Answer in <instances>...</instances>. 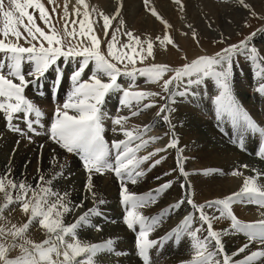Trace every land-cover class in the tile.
<instances>
[{
    "label": "snow or ice",
    "instance_id": "snow-or-ice-1",
    "mask_svg": "<svg viewBox=\"0 0 264 264\" xmlns=\"http://www.w3.org/2000/svg\"><path fill=\"white\" fill-rule=\"evenodd\" d=\"M52 2V0H49ZM149 0H144L147 5ZM179 2V0H177ZM245 8L249 5L245 0H238ZM77 5H82L84 11L81 13L78 7L73 11L77 17H81L79 21L73 20L72 24H79V32L73 28L69 36H79L84 39L78 40L76 44L71 41L65 44L58 36L57 30L53 29L48 34L35 23L34 12L29 9L38 11L39 19L45 24H50V17L46 12L45 5L41 0H0V110L3 111L11 130L20 133L22 136L27 135L19 124H12L14 114L23 113V122L27 125L29 132L36 135L37 132L33 124L40 125V117L42 112L36 108L33 103L25 96V91L29 86H36L38 81L45 74L56 66V80L54 82V92L59 90L61 78L63 76V68L58 65V61L63 59V63L67 65L69 62L73 64V71L70 76L71 91L67 94L62 107H57L54 117L48 129L49 138L58 144L68 153H75L82 162L84 169L88 173V181L86 189L91 192L92 173H101L104 170L113 171L120 180V197L121 204L126 206L127 210L123 216V223L129 230L139 231L136 236V248L139 256L144 260V264H149V249L163 242L164 237L158 240H150L149 233L154 230L156 222L149 223V218L134 211L138 207H143L147 203H155L159 193L171 186V181L160 185L155 190V195L149 194L148 197L137 195L129 191L128 183L135 185L138 179L145 175V171L141 169V164L151 160L158 152L167 151L169 148H176L178 139L174 132L172 139L164 148H158L154 152H150L143 157H137L136 153L145 148L151 141L143 139V132L124 130L122 121L125 117L112 118L114 125H121L126 140L113 141L111 148L115 149L114 159L109 160L110 148L103 136V120L108 118V114L104 112L103 106L106 99L113 92L120 91L122 96L119 100L118 110L120 106L131 109L133 102L137 111L132 115H137L140 110L151 108L153 103L143 104L147 98L159 96L165 103L159 108L157 116L164 113L161 117L162 121L170 124V113L172 105L168 102L175 95L185 96L189 94L192 86H203L206 80L211 78L215 81L216 87L219 89L218 94L214 97L216 105V118L221 120L227 118L231 121L233 127H239L245 130L259 132L264 136V128H259L251 120L249 115L243 111L241 106L236 102L231 89V74L234 56L241 50L256 53V49H249V42L255 35H249L239 44L229 45L215 55H202L193 59L189 63H185L183 67L170 69L167 65L151 64L144 67H136V57H139L141 63L153 55L152 43L147 44L146 50L141 46L137 51L134 45H139V38H135L134 44L129 43L121 45V48H128L131 54L120 50L114 51L117 42V29L112 34V41L108 43V55L105 56L100 50V42L94 33L95 21H90L89 5L85 0H76ZM55 11V9H53ZM152 14L157 15L155 9ZM68 5H64L65 26H67ZM25 18L27 23H25ZM103 24L100 26L107 35L110 27V17L103 15ZM121 23H123L121 21ZM21 27L23 31H21ZM128 40L133 42V36L127 33ZM24 39L30 46H22L18 42ZM165 40L171 43V40L165 36ZM46 41L47 46L40 42L39 47L33 41ZM143 53V55H141ZM258 55V54H257ZM108 57H111L109 59ZM79 58V60H78ZM253 60L256 56L252 57ZM115 61V62H113ZM79 63L78 67L75 65ZM261 64H264V57L260 58ZM29 63L32 70L26 74L22 71V64ZM93 63L94 68L87 80L82 79L85 70L89 64ZM118 64H123L121 68ZM128 65H132L131 68ZM7 67L8 71L3 70ZM174 72V75L168 79H164L165 73ZM126 77L130 81L127 89L118 83V78ZM256 76L262 77L258 84V93L264 94V67H261ZM28 77V78H26ZM103 77H107L105 81ZM146 78L147 82L159 83L162 93H153L145 91H132L136 85L138 78ZM30 78V79H29ZM14 81H18L14 82ZM175 82V89H170V85ZM40 95H44L43 85H40ZM182 89V90H180ZM174 103V100H173ZM34 113L36 120L29 119V114ZM71 113V114H70ZM19 119V117H17ZM42 126V125H41ZM115 132L116 129L113 128ZM31 140V137H28ZM157 139L153 137L152 140ZM133 141H139L135 146ZM243 148V140L240 143ZM182 150L177 153V165L179 171L185 177L188 175L183 170ZM264 158V147L257 153ZM161 159L154 161L151 167H155L161 163ZM177 169H172L176 171ZM215 170H205L204 174H212ZM11 170L0 178V193H3L4 208L15 202H22L21 207L23 213L27 216V222L20 226L12 225L11 228H0V264H94L93 258L102 250L112 251L113 241L108 240L104 243H86L78 236V229L88 225L90 217L93 215H102L96 207L90 208L71 223L64 222V216L68 213H74L76 208L83 206V200L77 205H72L66 199L67 193L54 191L52 184L56 179V175H52L50 179L41 176L37 181L36 188L23 181L17 183L14 179L8 178ZM234 175H243L239 172H233ZM169 175V173H165ZM264 177V173L244 178L243 185L239 191L232 193L223 199L209 201L206 204L197 205L190 195L186 197L188 206L198 213L199 226L193 228V214L186 215L177 229L172 234L179 237L182 233H186L193 241L192 247L195 249V258L191 264H264V219L254 222L245 223L240 221L231 211V205L234 202L245 198L243 202L253 203L264 208V186L258 185V180ZM160 177H157L159 179ZM6 181V182H5ZM181 188L184 185L181 184ZM31 190L32 195L28 193ZM17 194L15 198L12 192ZM95 201V193L92 194ZM182 198L179 202L172 205L168 210V215L178 210L184 203ZM104 201L100 200L99 204ZM205 209L212 210L209 213ZM0 208V213L3 212ZM219 211L220 215L215 213ZM264 216V213H261ZM227 216L231 220V230L237 233H243L247 237V242L237 248L234 252L228 253L222 242L221 231L214 230L213 221L219 220ZM38 222L47 234L41 242H34L25 237L30 226ZM204 225H207L206 229ZM99 229V226H95ZM207 235L201 237V233ZM254 244L259 247L249 252V248ZM19 249L16 255H11L13 250ZM237 257H241L237 259Z\"/></svg>",
    "mask_w": 264,
    "mask_h": 264
},
{
    "label": "bare ground",
    "instance_id": "bare-ground-1",
    "mask_svg": "<svg viewBox=\"0 0 264 264\" xmlns=\"http://www.w3.org/2000/svg\"><path fill=\"white\" fill-rule=\"evenodd\" d=\"M66 2L68 5L67 26H65V19L63 18L64 5ZM85 2L89 5V20L96 22L94 24V33L100 42V50L102 54L107 56L106 52L103 49V44L106 40L103 37L105 33L102 28H100V26L103 24V14L108 15L111 20L108 31H116L117 29H119V32H121V34L125 36L128 43L134 44L135 38H139L141 42L139 45L143 44V46L145 47H147L148 43H152L154 53L153 57H155L156 61L152 62L151 64L163 63L162 65H168L169 67L171 65V60H174L176 58L185 59L186 63H189L191 61L189 59L190 53L188 54L186 46L187 44H191L190 42L192 39L196 40L201 47L202 36H206L210 39H216V37H222V39H230L238 30H241L245 27L246 19L253 12H258L260 15H264V0H245V3L249 5L248 8L243 7L238 2V0H179V2H177V0H149L147 5L144 3V0H85ZM41 3L45 5L46 12L50 17V24H45L43 21H41L39 19L38 11H34L33 9H31L30 12H34L35 23L37 26L41 27L50 34L53 29L57 30V32H60L61 35H65L72 44H76L78 40L84 39L83 37H79L78 35L75 37L67 35V33H71L73 31V28L76 29L77 33L79 32V24L77 23L76 25H73L72 21H79L80 19H82V16L77 17L73 9L78 7L82 13L84 11L82 5H77L76 0H52V2H49V0H43ZM153 8L155 9L157 15L152 14ZM53 9H55V11H53ZM121 21L123 23H121ZM159 21L161 23H159ZM25 23H27L26 18ZM129 32L134 38L133 42H130L128 40L127 33ZM254 33L255 35L249 42V49H259L258 51L256 50L258 55L257 53H251L246 50H241L237 55L234 56L231 75L233 76L234 84H236L237 86L235 85V88L232 87L231 89L236 102L241 106L242 109L245 108L249 112V114L252 115V120L255 122L263 120L264 123V94L258 93V91H255L254 94H247L246 92L244 93L240 90L241 87H238L243 86L241 82H236H246L247 85L250 86L249 88L254 90L257 87V85L252 80L258 78V76H256V72H258L262 67V64L260 62V54L262 52V54L264 55V50H261L260 46L256 44H262V42H264V23H262V25L258 27ZM250 35H252V33ZM165 36H167L171 40V43H169L168 40L164 39ZM63 39L64 36L62 40ZM123 40L121 39V44L123 43ZM63 41L65 42V39ZM160 49L163 50L164 59L160 58V61L158 62V55L160 56L161 53ZM262 49H264V46ZM204 51L207 50L204 49ZM192 52L193 55L191 56H194V59L198 58L199 56L205 55L200 51H197V53H195L196 50ZM245 52H248L249 54L243 56ZM253 56H256L255 60L252 59ZM136 63H139L138 60H136ZM141 65V63L140 65L137 64L136 67H144V65ZM93 68L94 64L92 63L85 70L83 78H89ZM64 70L65 75H63V78L65 80V83L71 85L70 76L72 72L69 68H66V65L64 66ZM49 71H51V69ZM49 79L50 78L43 77L38 81V84L36 86L30 87L40 88V85H43L44 83L49 81ZM103 79L106 81L107 77H103ZM54 82L52 84V88H54ZM118 82L124 84L126 88H128L130 83L128 78L123 76L118 78ZM146 83L148 82H143L141 86L138 87V89L142 87V89H146L144 90L145 92H151L149 89L152 87V83ZM135 88H137L136 85L131 90L135 91ZM71 90L72 89H64L65 96H67V94ZM197 95L201 97L200 101H198V98H196L195 103H199L200 105H198L197 108L185 103L171 104L172 111L170 113V126L172 127V129L170 130H173L172 132H175L176 135H180L181 137H188L185 141L180 142V147L193 151L190 158L191 160L195 159L197 168H199L198 170H201L202 174L205 173V170H215L212 174H204L203 176L196 178L199 187L201 189L203 187L204 188L202 190H200L199 188L197 189L198 184H196L197 190L195 192V198L198 200L199 204H206L209 201L226 198L232 193L239 191L243 185L245 177L255 176L257 172L264 173V158H261L257 154L262 148L256 145V142H258V137H251V133L245 131V129H243V133L238 132L239 130H237V127H233L231 121L227 118L218 121L216 118L215 103L209 99V103L207 104V99L202 96V92H199ZM159 99L161 98L159 97ZM154 100H157V96L154 98ZM131 109L133 110V112L137 110L135 104H133V107ZM139 112H141V110ZM146 117V120L155 118L153 113L147 114ZM160 124L162 125L163 122L160 121ZM5 128L7 127H4V129ZM257 135L259 136V134ZM8 138H10L11 141L12 138H14L16 141H19L18 144L15 141H12L16 145H25L21 148L22 150H24L22 152L20 151V159L22 161H24L23 158L26 152H33V154H35V159H39L41 161H38L39 163H41V167L39 170V179L42 175L45 176V179H50V177L54 174L57 176L56 179L59 178L58 180L55 179L59 183L57 182L56 185H52L54 191H58L60 193H62V191H65L68 187L67 184H69V182L72 181L73 176H75L73 175L72 177L68 178V174L66 175L63 173H72L77 169L80 170L79 167H83L82 162L76 160L72 156L68 161L63 162L62 158L65 156V152L59 150L57 147L55 148V146L48 143L46 139H34L32 140V142H27L26 140H24L25 137H21L19 134H15V136L10 134ZM241 139L243 140V148H241L240 146ZM41 143H44V147L42 149L40 147ZM109 144L111 146V143ZM7 147H5L4 150H8V152H10L12 148L8 149L9 147ZM147 153L148 152H138V154H136L139 158L147 155ZM17 154L19 153L17 152ZM157 154L155 156H157ZM111 156L112 153L110 150L109 158H111ZM155 156L151 160L144 162L145 166L143 167V169L147 170L148 174L143 176V178H140L135 185H132L130 182L128 183L130 192L137 195H142V193L146 191L153 190L155 192L156 189L154 188L156 187V185H163L168 181L172 182L170 186L171 188L168 190L169 192L164 198H158V202H155L157 204L152 206L153 203H151V205L150 203H147L145 205L151 208V213H149L148 210H145V212L142 209L141 211L139 208L134 210L137 213L149 218V223L156 222L154 225V230L149 233L148 238L150 240H158L159 238L164 237L162 244L160 243L157 246L149 249V264H191L192 260L195 258V249L192 247L193 241L191 240V238L188 237L186 233H182L179 237H176L174 235H166L172 234L173 230L178 228L183 218L188 215L186 214L188 212L186 209L189 206L185 203V201L184 203L186 204V206H183L180 211L173 213V215H168L169 208L175 203L179 202L180 199L178 200V198L182 197L184 193V190H181V185L177 182L178 171H172V169L165 164V158L161 160V163L159 165L150 168V165H152L156 159ZM48 158H51L55 165L52 164V166H50V162L48 161V163L45 161ZM32 163L33 162L25 165L22 162V168L19 172L17 171L18 173L16 177L18 178L21 172L25 170V168H31ZM194 171L197 170H193V172ZM79 172L83 174V171ZM232 172H239L243 175H239L237 178H232V176L229 175ZM165 173H169V175H165ZM224 175H226L227 177H225ZM114 176L116 177L115 174ZM221 176L225 178L221 179ZM157 177L160 178L157 179ZM60 179H64V181H59ZM239 179H242V182H240ZM225 180L226 182L224 183ZM24 183L31 185V183L27 181ZM77 183L78 184H75L77 185L75 187L76 189H73L74 192H67L68 195L66 197V199L70 201L72 205H77L81 200H83V206L78 208L80 210L76 211L77 213L74 218L76 216L82 215L88 209L96 207L98 211L102 213V215H100L101 218L99 217V220H102V222L105 224L104 226L106 227H104L106 230H104L102 236H98V238H104L103 240L106 241L112 240L113 243H115L113 244L114 246L112 251L109 253V255H107L110 262L101 264H144V260L139 256L138 251L136 254L134 253L135 255L132 254V256H127V253L125 252V250H127L129 246H131L132 242L134 243L136 241L139 226H137L136 229L138 231H127L126 226L124 228V226L122 225L124 223L121 222V219L119 221V214L118 216H115L110 212V208H108V206H111L108 203H112L115 201L116 192L112 191V193L109 195L107 194L109 193L107 191H111L114 189L120 190V184H118L119 182H116L111 178L108 179L107 184L103 186L99 183V178L93 176V179H91V192L86 190V195L84 197L80 195V192H78L77 189L84 186L87 182L85 183L84 180H81V177H78ZM219 183H221V186H216ZM108 184L111 186L109 187ZM258 185L264 186V177H261L258 180ZM93 193H95L96 196L95 201L92 198ZM100 200H103L105 204H99ZM205 210L209 213H212V210L210 209ZM250 211H246L247 213H245L244 211V217L248 220H252L255 216L254 212L252 210ZM153 215H159V217L165 215L166 218L170 216L171 219L169 220L168 218V225L166 223L165 226L164 224H160L157 219H153ZM215 215L219 216V211H217ZM121 216H124L123 212L121 213ZM76 219L77 218L73 219L72 222H74ZM113 219H116L115 221L119 222H104L107 220L113 221ZM67 222L69 223L70 221ZM170 222L173 223L171 224ZM169 223L171 225H169ZM94 224L97 225V223L95 222ZM198 226L199 224L192 223L193 228ZM204 228L206 229L205 226ZM217 231H221L223 233L222 242L228 253L234 252L237 248L247 242V238L241 236V233H237L231 230L230 225L226 227H219ZM96 233L98 232L94 233L89 231L87 235H85V238L87 240H91ZM200 235L201 237H203L207 235V233L205 231ZM257 248L258 245L254 244L249 248L248 251L251 252L256 250ZM124 252L126 254H124ZM132 252H134V249L132 250ZM240 258L241 257H237V259Z\"/></svg>",
    "mask_w": 264,
    "mask_h": 264
},
{
    "label": "rangeland",
    "instance_id": "rangeland-1",
    "mask_svg": "<svg viewBox=\"0 0 264 264\" xmlns=\"http://www.w3.org/2000/svg\"><path fill=\"white\" fill-rule=\"evenodd\" d=\"M42 1L43 0H41V2ZM30 10L31 9H29V11ZM148 19H150V18H148ZM143 22H145V21H143ZM159 23H161V22L159 21ZM262 23H264V15H260L258 12H253L246 19L245 27L242 28L241 30H238L235 33V35L232 38H230V39H224V38L222 39V37H216V39H210V38H208L206 36H204V37L202 36L201 37V39H202V42H201L202 47L199 46V43L196 40L192 39L191 42H190L191 44H187V46H186L188 54L190 53L189 54V56H190L189 59L191 61L194 59V56H191V55H193L192 51H195V50H196L195 53H197V51L198 52L200 51V52H203L205 55L207 54V55L212 56V55H215L217 52H220L222 49L227 48L229 45L239 44L242 40H244L246 37H248L251 33L253 34L257 30V28L262 25ZM1 25H2V23L0 24V27H2ZM21 31H23L22 27H21ZM113 32H115V31L109 30L107 32V35H105V34L103 35L104 39H106L104 44H103V49H104V51L106 52L107 55H108V43L112 41ZM46 33H48V32H46ZM48 34H50V33H48ZM120 35H122L121 32H117V42L115 43V47H114L113 50L114 51L120 50L122 52L131 54L130 49L121 48V45L129 44V43L127 42V39L125 38V36L122 35L123 36L122 37ZM58 36H59V38H61V37L63 38V36H64L65 42L63 41L64 39L62 41L65 44H67V42H69V39L65 35H61L60 32H58ZM0 38H2V37H0ZM121 39L122 40L124 39L122 42L125 43V44H123V43L121 44ZM40 42L44 43V46H47V42L46 41H43V40L33 41V43H35L37 45V47H39ZM18 43L21 44L22 46H25V47L30 46V45L27 44V42L24 39H21ZM260 44L261 43H258L256 45L260 46L261 50H264V49H262L263 46H264V42H262L261 45ZM134 46L137 49V51L140 50L141 46L145 50L147 48V47L143 46V44L134 45ZM191 49H192V51H191ZM204 49H206L207 51H204ZM256 50L258 51L259 49H256ZM160 51H161V53H160V56L158 55V59H159L158 62L160 61V58L164 59L163 50L160 49ZM257 51H256V53H257ZM247 54H249V53L245 52L243 54V56H245ZM141 55H143V53H141ZM260 55H261V57H264L262 52H261ZM2 56H3V54H0V57H2ZM153 56H154V53L147 60L143 61V63H141L139 57H136V60H138V62H139V63H136V65L137 64L140 65V63L142 64L141 66H143V65L144 66L145 65L146 66L151 65L152 62L156 61L155 57H153ZM109 59H111V57H109ZM78 60H79V58H78ZM113 62H115V61H113ZM185 63H186L185 59L176 58L174 60H171L170 67L168 65L167 66L170 69H176V68L183 67V65ZM90 64H92V63H90ZM157 64H163V63H157ZM58 65L63 68V75H65V73H64L65 72V70H64L65 64L63 63V59L62 58H61L60 61H58ZM78 66H79V63L77 62L75 67H78ZM118 66L121 67V68L124 67L123 64H118ZM128 67L131 68L132 65H128ZM262 67H264V64H262ZM66 68L67 69L69 68L71 70V72H72L73 71V64L71 62H69L66 65ZM31 70H32V65L31 64H29V63L22 64V71L25 74L28 71H31ZM3 71L7 72L8 71L7 67H5V69ZM173 75H174V72L165 73L164 79H168V78L172 77ZM26 78H28V77H26ZM44 78H50L49 81H47L46 83L43 84V89L42 90L44 92V95H40L41 88H32V87L29 86L26 89V91H25L26 98L28 100H30L33 103V105L42 112V116L39 118L40 119V125H37L35 123L33 124V127L36 128L37 132L40 133L39 135H36L35 133L28 131L27 125L23 122L24 114H22V113L14 114V118H13L12 124H19V127L25 133H27V135H23L22 136L20 133H17L16 131L14 133V131L11 130V127L8 124L7 120H6V117H5L4 113H3V111L0 110V178H3L5 173L8 172V170L10 169L11 170V174H10V176L8 178L14 179L17 183H19L21 181H23V182L27 181V182L31 183V187L33 189L36 188L37 181L39 180V170H40V167H41L40 166L41 163H39L38 161H40V160L39 159H35V154H33V152H26L25 156L23 158V160L25 162L22 161L20 159V157H21L20 151L22 152L24 150V149L22 150L21 148L23 146H25V145H16V144H14L12 141H15L17 144L19 143V141H16L14 138H12V141H11V139L8 138L10 134L13 135V136H15V134H19L21 137H25L24 140H26L27 142L28 141L32 142V140H34V139L35 140H38V139H41V138L46 139V141L48 143L52 144L53 146H55V148L57 147L59 150L65 152V156L62 158L63 162L64 161H68L71 156L74 157L76 160L81 161L77 154L68 153L66 150L62 149L58 144H56L54 141H52L49 138V135H48V129L50 128V124H51V121H52V119L54 117V113L56 111V108L57 107H62V105L65 102L66 96H65L64 89H67V90L71 89V85L66 84L65 80H64V78L62 76L61 84L59 86V90H58V92H56V94L54 96L53 92L55 90H54V88H52V84H53L54 80H56V66H53L51 68V71H48L45 74ZM83 79L87 80L88 78H83ZM261 80H262V77H258V78H255V79L252 80L257 85L255 90L254 89H250L249 88L250 86H248L246 82H242V81H236V82H241V84L243 85V86H238V87H241L240 90L242 92H244V93L246 92L247 94H251V93L254 94L255 91L257 92L258 84H259V82H261ZM14 82L18 83V81H14ZM143 82L144 83L147 82L146 79L140 78V79H138L136 81L137 88H135V91H144V90H146V89H142V87H140L138 89V87L141 86V84ZM118 83H120L123 86V88L127 89L124 84H122L121 82H118ZM146 84H151V83L148 82ZM161 84H162V81H160L159 83H152V87L149 90L151 92H154V93H162V88L160 86ZM235 85L236 84H234V82H233V76L231 75V88L232 87L235 88ZM245 86H246V88H245ZM61 87H62V90H61ZM169 87H170V89H173L174 91H176L175 82L173 83V85H170ZM238 87H236V88H238ZM180 90H182V89H180ZM218 91H219V89L216 87L215 81L212 80L211 78H208V80H206V82H205V85H203V86H192L191 89H190L189 94H187L185 96L175 95L168 102L170 104H173V100H174V103H185V104H188V105H190L192 107H196L197 108L199 103H195L196 102V98H198L197 99L198 101L201 100V97H199V95H197L199 92H202V96L207 99V104H208L209 103V99L214 102V97H215L216 94H218ZM162 95L166 96L167 94L162 93ZM121 96H122V92H120V91L111 93L109 95V97L106 99L105 105L103 106L104 112H106L108 114V118L104 119L103 122H102L103 123V129H104L102 134L104 136L105 141L108 143L109 148H110L111 153H112V156H111V158H109V160L111 161L112 159H114V153H115V149H112L109 143H111V145H112L113 141H121V140H126L127 139L124 136V134H122L123 131L121 130V125H114L113 124L112 118H115V117H125L126 118L124 121H122V127H123L124 130L133 131L134 134L139 132V131L143 132V139L151 141L145 148L140 149L138 151L139 153L148 152L147 153V155H148L150 152H154L158 148H164L169 143V141L172 139V135H173V132H172L173 130H170V129H172L170 124L168 125L165 122H163L162 119L160 120V118L162 117V115L164 113H161L160 116H157V112L159 111V108L165 103V101L162 100V99H159V96H157V100L156 101L154 100L155 97L154 98H152V97L147 98L142 103L143 104H148V103H153V101H154V106L151 107V108H147V109L141 110V112H138L137 115H132L133 110L129 109L127 107L120 106L119 110H118L119 100H120ZM133 104H135V102H133ZM243 110H245V112L249 115V117L252 120V115L249 114V112L245 108H243ZM135 111H137V110H135ZM151 113L154 114L155 118H151L150 120H146L147 119V117H146L147 114H151ZM17 117H19V119ZM29 119L36 120L37 118L35 117L34 113H31V114H29ZM160 121L163 122L162 125L160 124ZM151 122H153V123H151ZM253 122L256 124L257 127L260 126L259 128H264L263 120L262 121H258V122H255V121H253ZM4 127H7V128H5L6 131H5ZM113 128L116 129L115 132L113 131ZM138 129H140V130H138ZM237 130H239L238 132L243 133L242 132L243 129L237 127ZM245 131L251 133L250 134L251 137H254V136L258 137L257 140H258L259 143L256 142V145H258L259 147H264V136H262L259 132L252 131L250 129L249 130H245ZM257 134H259V136ZM174 135L178 139L177 147L176 148H169V149H167V151H164V152H158L157 156H155L156 157L155 160L161 159V157H163L166 160L165 164L169 168L174 169V167H175V169H177L175 172H177V171L179 172V173L177 172L178 178H179V179L177 178V182L180 185L181 184L184 185V188L183 189L181 188V190H184L183 191L184 193H183L182 197L178 198V200L179 199L181 200L182 198H185L184 201L187 204L186 197H188L190 195V198L193 199V201L197 205H200L198 200L195 198V192H196V190L198 188L200 190H202L204 187L202 189L199 187V184H198L196 178L200 177V176H203L204 174L201 173V170H198L199 168H197V163H195L196 162L195 159L191 160V158H190V156L193 153V151H191L190 149H184V148L180 147V142L181 141H185L186 138H188V137L187 136L181 137L180 135H176L175 132H174ZM28 137H31V140H29ZM153 137H156L157 139L152 140ZM9 141H10V143H9ZM4 143H5V145H4ZM136 143H139V141H133V145L132 146H135ZM5 147H7L8 149H11V148L12 149L10 150V152H8V150H4ZM40 147L42 149L44 147V143H41ZM180 150H182L181 156H182L183 170H184L185 173L188 174L186 177L180 173L178 165H177V153ZM17 152L19 154H17ZM138 152H137V154H138ZM137 154H136V156H137ZM26 157H28V158H26ZM29 158H30V160H29ZM48 159H46L45 161L46 162L49 161L50 162V166H52V164L55 165L51 158H48ZM51 161H52V163H51ZM22 162L25 165H28L31 162H33V163H32V167L31 168H27V169L25 168V170H23L21 172L20 176L17 178L16 175L22 168V165H23ZM144 166H145V163L141 164V166H140L141 169H143ZM79 168H80V170L77 169V170H75L72 173H63V174H66V175L68 174L67 175L68 178L72 177L73 175H75V176H73L72 181L69 182V184H67V186H68L67 189H66L67 191L66 190L62 191V193H65V192L66 193L67 192L70 193V192L73 191V189H76L75 187L77 185H75V184H78L77 183V178L78 177H81V180H84L85 183L88 181V179H87L88 178L87 171L84 169V167H82V168L79 167ZM193 170H197V171L193 172ZM79 171H83L82 172L83 174H81ZM144 171H145V175H147L148 174L147 170H144ZM229 175H231L232 178H237L239 176V175H234L233 172L231 174H229ZM93 176H96V178L98 177L99 178V183L101 185H103V186H105V184H107V182H108V179H111V178L114 181L119 182L118 184H120V180H119L118 177L114 176V172H110V171H106V170L102 171L101 173L93 172L91 179H93ZM224 176L227 177L226 175H224ZM225 177L221 176L220 178L222 179V178H225ZM56 178H57V176H56ZM58 179H56V180H58ZM64 179H60L59 181H64ZM56 180L53 181L52 185H56L57 184L58 181H56ZM239 180H240V182H242L241 181L242 179H239ZM225 182H226V180L224 181V183ZM196 184H198L197 189H196ZM85 185L80 187L79 189H77L78 192H80V195H82L83 197L86 195L85 192L87 190ZM160 185L161 184L156 185V187L159 188ZM108 186L110 187L111 185L108 184ZM216 186H221V183L217 184ZM156 187L154 189H157ZM70 188H71V190H70ZM170 188L171 187H169L168 189H166L163 192L159 193V195H158V197L156 199V202H158V198H160V199L164 198L166 196V194L169 192L168 190ZM112 191L116 192V199L117 200L115 199L114 202L108 203L109 205H111V206H108V208H110L109 209L110 212L112 214H114L115 216H118V214H119V216H120L119 221L121 219V222L123 223V217L121 216V213L123 212V214L125 215L127 208H126V206H123L121 204L120 190L119 189H117V190L114 189V190H111V191H107V192H109L107 194L110 195L112 193ZM146 192L142 193V195L145 196V197H148V195L150 193L155 195V192L153 190L152 191H146ZM76 193H75V195H76ZM16 194L17 193L15 191L12 192V195H13L14 198H15ZM31 195H32V192L30 190L29 193H28V196L30 197ZM244 199L245 198H241L240 201L234 202L231 205V211L233 212V214L240 221L245 222V223H250L251 221L253 222V221L260 220V219H264V216L261 215V213H264V208H262V207H260V206H258L256 204H253V203L243 202ZM185 203H183L178 210L173 211L171 215H173V213H176L177 211H180L183 206H186ZM21 204H22V202H15V203L9 205L8 207L4 208L3 193H0V208L4 209L3 212L0 213V228L9 229V228L12 227V225L20 226L23 223L27 222L28 218L23 213ZM155 204H157V203H153L152 206H154ZM150 205H151V203H150ZM146 207L147 206L138 207V208L141 211L143 209L144 211L148 210V212L151 213V211H150L151 208H149V207L146 208ZM251 207L254 208V209H252ZM138 208H136V209H138ZM188 208L186 209L188 211V212L186 211L187 212L186 214L192 213L193 214V221H195L193 223L199 224L198 213H195V210L191 209L190 207H188ZM77 210L79 211L80 209L76 208L74 213H68L67 215L64 216L63 219H64V222L66 224L68 223L67 221H70L69 223H71L73 221V219L79 217V216H76L74 218V216L77 213L76 212ZM250 210H252L254 212V214H255V216L253 217L252 220H248L247 218L244 217L245 213L249 212ZM244 211H245V213H244ZM72 215H73V217H72ZM99 217L101 218L100 215L99 216L98 215L91 216L89 224L85 225V226H82V229L80 228L81 230L78 229V236H79V238L81 240L85 239L84 240V242H85L87 240L85 238V235H87V233L90 231V232H94V233L98 232V233H96L91 240H87L86 243H97V244H99V243H104L103 241H106V240H103L104 238H98V236L99 237L102 236V234L104 233V230H106L105 229L106 227L104 226L105 224L102 222V220L101 221L99 220ZM152 218L153 219H157L160 224H164L165 226H166V223L168 225V221H167L168 218H169V220L171 219L170 216L168 218H166L165 215L162 216V217H159V215L158 216L157 215H153ZM153 219H151V220H153ZM115 220L116 219H113V221H110V220L108 221L107 220V221H104V222L105 223L106 222L107 223L108 222H112V223L119 222V221H115ZM94 222L97 223V225L99 226V229H97L95 227L96 224H94ZM170 223L172 224L173 222H170ZM170 223H169V225H171ZM122 225L125 228L126 225L125 224H122ZM229 225L231 226V220L227 216H225V218L213 221L214 230H217L219 227H226V226H229ZM204 226L207 227V225H204ZM126 230L130 231V230L127 229V227H126ZM136 231H138V230H136ZM98 234H100V235H98ZM241 236L247 238L243 233H241ZM25 237L27 239H30V240L34 241V242H41L45 238H47V234H46L45 230L39 226L38 222H34V224L32 226H30V228L28 229L27 233L25 234ZM0 242H4V241L0 240ZM113 244H115V243H113ZM135 245H136V241L134 243L132 242L131 246H129V248L127 250H125V252L127 254L125 252H124V254H126L127 256H132V254L135 255L137 253V248H136ZM113 246H112V249H113ZM258 247H259V245H258ZM133 249H134V252H132ZM18 252H19V249L17 248L15 250H13L11 255H16ZM106 252H107V254H106ZM110 252L111 251L108 252V251H105V250H102V251L98 252L96 254V256L93 258L94 264H99V263L101 264V263L110 262L108 260L109 258L107 256V255H109ZM116 256H118V255H116Z\"/></svg>",
    "mask_w": 264,
    "mask_h": 264
}]
</instances>
